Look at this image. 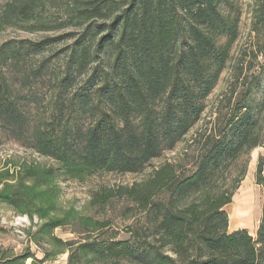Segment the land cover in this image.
I'll return each mask as SVG.
<instances>
[{"label": "trees", "instance_id": "16d2710c", "mask_svg": "<svg viewBox=\"0 0 264 264\" xmlns=\"http://www.w3.org/2000/svg\"><path fill=\"white\" fill-rule=\"evenodd\" d=\"M223 1L230 3L71 0L65 18L42 29L78 32L0 45V127L57 163L0 170V204L39 219L28 236L44 252L41 259L29 248L9 256L0 252V263L45 264L68 252L67 264H264V209L256 238L246 228L229 231L225 207L246 169L229 186L216 178L243 154L264 147V95L252 101L253 90L235 103L224 126L207 136L191 170L165 162L140 182L93 193L94 208L125 202L134 221L124 227L123 238L95 234L108 230L111 219L59 205L58 179L141 173L199 123L238 33ZM255 2L262 21L264 0ZM42 4L12 0L4 22L46 25L37 14ZM69 39L58 73L53 55L44 54ZM46 81L53 92L43 104L35 87ZM255 178L264 184V156ZM68 225L77 239L55 233ZM80 233H87L83 240Z\"/></svg>", "mask_w": 264, "mask_h": 264}, {"label": "rangeland", "instance_id": "374dc122", "mask_svg": "<svg viewBox=\"0 0 264 264\" xmlns=\"http://www.w3.org/2000/svg\"><path fill=\"white\" fill-rule=\"evenodd\" d=\"M12 0H0V45L8 40L31 39L39 40L47 35H57L78 30L70 27L58 30H45L55 28L58 20L65 18L67 3L71 0H43V4L37 8L38 18L46 20V25L39 23L17 22L5 23L7 5ZM223 1L224 12L231 13V18L237 21V38L231 48L227 67L222 72L215 88L205 101L206 109L199 123L186 135V137L174 148L167 150L141 173H115L99 172L83 181L62 177L58 179L61 187L59 205L67 210L74 207L84 215H94L101 220L111 219L112 225L108 230L95 234L103 237L126 236L124 227L129 225L134 218L131 213L125 211L123 201H114L106 209H98L91 206L90 201L95 191L102 188L131 185L147 178L152 171L165 162H171L189 171L193 168L197 157L202 153L207 136L222 126L231 114L235 103L250 90L251 100L257 101L264 95V20L257 17V3L255 0H229ZM72 39L57 44L44 54L53 55V68L60 72L64 68L66 58L65 49ZM221 42H225V38ZM40 56L35 61H39ZM79 83L75 85L80 87ZM50 83L45 82L37 85L38 93L43 95V104H47L53 90ZM36 108V107H35ZM43 108V105H42ZM41 108V109H42ZM264 156V147H256L248 155L243 154L232 165H228L224 171L216 177L219 185L229 186L241 178V172L246 169L244 178L240 181V187L236 190L231 204L226 206L229 214V231L246 228L256 238L257 230L264 209V184H258L255 178L259 158ZM25 163L40 164L43 166L57 163L50 157L43 156L31 148H27L13 140L0 127V170L16 167ZM125 211V213H124ZM39 219L32 221L28 215L16 212L7 204H0V252L9 255L21 254L29 248L37 258L44 257L43 248L29 239L28 230H35V224ZM72 226L59 228L55 231L57 236L63 239H77L78 233L71 232ZM87 233H80L83 240ZM69 253L59 255L54 260L45 264H67ZM5 264V263H0ZM26 264H32L29 259Z\"/></svg>", "mask_w": 264, "mask_h": 264}]
</instances>
